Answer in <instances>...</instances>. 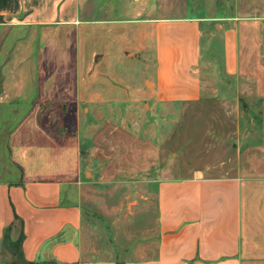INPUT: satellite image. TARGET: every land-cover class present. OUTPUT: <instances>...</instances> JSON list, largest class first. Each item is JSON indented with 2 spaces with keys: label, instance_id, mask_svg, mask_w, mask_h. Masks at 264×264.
<instances>
[{
  "label": "crops",
  "instance_id": "0c3cea01",
  "mask_svg": "<svg viewBox=\"0 0 264 264\" xmlns=\"http://www.w3.org/2000/svg\"><path fill=\"white\" fill-rule=\"evenodd\" d=\"M137 62L155 69L145 87L126 81ZM247 85L259 142L239 148L236 171L161 180L148 255L88 251L81 197L95 140L79 120L88 132L141 103L246 104ZM14 119L0 130V264L14 260L7 230L23 232L31 264H264V0H0V120Z\"/></svg>",
  "mask_w": 264,
  "mask_h": 264
},
{
  "label": "rangeland",
  "instance_id": "374dc122",
  "mask_svg": "<svg viewBox=\"0 0 264 264\" xmlns=\"http://www.w3.org/2000/svg\"><path fill=\"white\" fill-rule=\"evenodd\" d=\"M124 73L130 84L145 87V79L152 80L155 69L137 62L134 67L126 66ZM231 88L233 94L235 88ZM246 89L250 96L246 104L212 96L192 103H141L139 108H126L123 118L109 120L107 127L96 119L88 132L84 128L90 121L79 120L82 133L95 140L90 152L93 161L85 153L90 165L81 197L88 251L122 259L148 255V247L157 241L156 191L161 180L189 177L196 170L211 176L236 171L239 148L259 142L251 135L262 116L257 113L258 104L251 103L255 88L247 85ZM251 119L253 125L246 129ZM16 122L0 120V130L14 128ZM260 153L253 151L254 156ZM3 165L0 180L10 171L7 162ZM19 174L14 167V180Z\"/></svg>",
  "mask_w": 264,
  "mask_h": 264
},
{
  "label": "trees",
  "instance_id": "16d2710c",
  "mask_svg": "<svg viewBox=\"0 0 264 264\" xmlns=\"http://www.w3.org/2000/svg\"><path fill=\"white\" fill-rule=\"evenodd\" d=\"M4 251H8L12 257L14 258L11 264H31L27 262L23 255V240L24 234L23 232L20 235V238L16 241H13L10 237L9 231L7 230L5 237H4ZM2 250V251H3Z\"/></svg>",
  "mask_w": 264,
  "mask_h": 264
}]
</instances>
